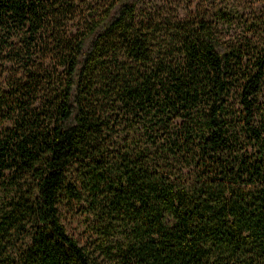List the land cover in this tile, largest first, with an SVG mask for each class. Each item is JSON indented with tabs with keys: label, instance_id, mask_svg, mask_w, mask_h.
Segmentation results:
<instances>
[{
	"label": "trees",
	"instance_id": "trees-1",
	"mask_svg": "<svg viewBox=\"0 0 264 264\" xmlns=\"http://www.w3.org/2000/svg\"><path fill=\"white\" fill-rule=\"evenodd\" d=\"M203 9L0 0V264H264V13Z\"/></svg>",
	"mask_w": 264,
	"mask_h": 264
},
{
	"label": "rangeland",
	"instance_id": "rangeland-1",
	"mask_svg": "<svg viewBox=\"0 0 264 264\" xmlns=\"http://www.w3.org/2000/svg\"><path fill=\"white\" fill-rule=\"evenodd\" d=\"M151 12L159 17L180 14L183 9L199 12L200 8L204 11L212 12L214 8L231 9L244 15H254L264 13V0H148ZM67 233L75 238L80 245L86 240V229L83 217L66 213L62 221Z\"/></svg>",
	"mask_w": 264,
	"mask_h": 264
}]
</instances>
